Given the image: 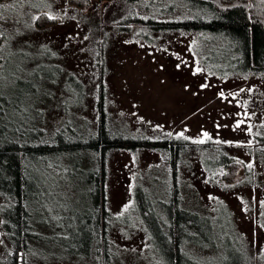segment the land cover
<instances>
[{"label": "rangeland", "instance_id": "1", "mask_svg": "<svg viewBox=\"0 0 264 264\" xmlns=\"http://www.w3.org/2000/svg\"><path fill=\"white\" fill-rule=\"evenodd\" d=\"M127 11L123 0L80 7L67 0L0 2V135L33 144L58 132L86 140L101 89L115 131L194 144L180 151L175 180L168 151L109 153L104 191L114 264L158 263L155 232L141 212L169 205L173 181L183 206L206 219L194 233L202 244L215 246V254L240 250L264 260V75L230 71L223 49L204 51L206 35L126 29ZM40 14L56 22L38 28ZM228 157L240 166L221 184L215 169ZM96 171L83 152L34 159L27 264H94L83 242L94 234ZM8 206L0 192V262L9 250Z\"/></svg>", "mask_w": 264, "mask_h": 264}, {"label": "trees", "instance_id": "2", "mask_svg": "<svg viewBox=\"0 0 264 264\" xmlns=\"http://www.w3.org/2000/svg\"><path fill=\"white\" fill-rule=\"evenodd\" d=\"M3 1L6 0H0ZM67 3L80 7L87 0H67ZM123 3L128 8L124 28L135 24L156 33L206 35L208 39L203 46L204 51L223 49L224 55L233 64L229 63L230 71L264 75V0H123ZM34 22L38 28H44L56 20L40 14ZM79 136H74L73 140L58 132L51 138L40 136L41 139L33 144L7 141L6 135H0V192L9 203L3 221L9 250L0 264H27L28 240L33 235L28 212L31 193L28 178L29 167L34 159L44 158L51 153L62 155L83 152L95 163V191L91 201L95 210L92 217L94 234L83 242L91 245L83 253L88 259H93L94 264H114L108 240L111 218L106 208L104 191L105 164L109 153L168 151L171 154L172 179L175 180L180 151L194 147L188 140L137 139L115 131L104 109L101 89L96 102L95 128L86 132V140ZM239 166L238 161L229 157L221 160L215 169L218 174L214 178L218 180H214L221 184L230 183V170ZM169 201L163 210H157L150 204L144 206L141 212L145 224L155 232L153 240L159 251L156 255L157 264H264V260L256 258L257 255L237 250L232 256H223L213 252L215 246L202 244L194 233L200 226L207 225L206 219H197L194 213L183 206L174 181ZM158 226L165 228L167 234L161 235Z\"/></svg>", "mask_w": 264, "mask_h": 264}]
</instances>
